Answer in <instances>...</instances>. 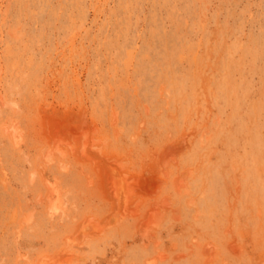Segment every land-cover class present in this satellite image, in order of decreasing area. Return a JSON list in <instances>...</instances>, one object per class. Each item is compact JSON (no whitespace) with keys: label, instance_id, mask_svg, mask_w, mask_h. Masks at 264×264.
I'll list each match as a JSON object with an SVG mask.
<instances>
[{"label":"rangeland","instance_id":"rangeland-1","mask_svg":"<svg viewBox=\"0 0 264 264\" xmlns=\"http://www.w3.org/2000/svg\"><path fill=\"white\" fill-rule=\"evenodd\" d=\"M0 264H264V0H0Z\"/></svg>","mask_w":264,"mask_h":264},{"label":"bare ground","instance_id":"bare-ground-1","mask_svg":"<svg viewBox=\"0 0 264 264\" xmlns=\"http://www.w3.org/2000/svg\"><path fill=\"white\" fill-rule=\"evenodd\" d=\"M195 68V67H194Z\"/></svg>","mask_w":264,"mask_h":264}]
</instances>
